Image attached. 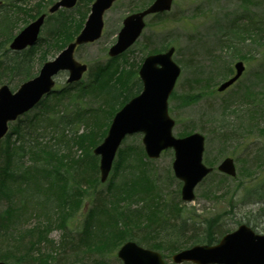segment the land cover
<instances>
[{"label":"rangeland","instance_id":"rangeland-1","mask_svg":"<svg viewBox=\"0 0 264 264\" xmlns=\"http://www.w3.org/2000/svg\"><path fill=\"white\" fill-rule=\"evenodd\" d=\"M4 1L0 13H7L4 20L11 28V39L38 11H47L54 0ZM92 1L77 0L71 8L59 7L45 17L31 47L18 53L6 44L3 47L7 50H0V56L12 63L24 58L35 76L43 62L53 59L66 45L64 38L73 35V39L80 31ZM150 2H113L103 14L101 36L74 51L75 59L88 66L80 83L69 85L67 72L57 73L54 92L9 125L4 140L10 138L12 144L17 141L14 128L20 122L38 141L50 144L55 153L67 155L68 159L51 161L52 167L66 174L67 180L52 187L47 186L46 180L32 183L36 176L30 166L40 156H14L25 166L23 170L31 180L26 183L16 173L15 177L8 173L17 165L9 164L10 156L1 158L0 217L7 222L0 221V260L5 256L7 264H121L116 257L117 246L128 239L164 252L171 264L172 252L191 245L190 240L207 230L208 222L214 226V219L221 221L224 230L236 228L240 220L264 232V0H172L169 11L145 17L141 35L128 50L120 56H108V47L116 40L123 18ZM4 33L9 34V29ZM3 38L0 42L5 41ZM168 46L175 47L173 58L181 69L168 99V111L175 124L173 134L201 132L205 135L206 164L215 166L229 155L237 167V177L233 179L215 168L194 188L192 202L180 200L181 182L171 168L172 149L151 159L143 156L141 133L126 135L119 149L123 157L125 151L130 156L122 161L121 153H117L111 172L102 183L98 180L97 156L89 155L94 145L90 152L87 150L94 142L76 145L70 139L91 129L93 122L87 124L86 118L92 113L100 115L96 121L106 129L111 115L138 91L137 69L142 58ZM237 60L246 66L241 78L217 92L216 87L230 75ZM4 73L0 70V84L7 83L13 90L25 80ZM89 82L93 88L80 94V85ZM67 89L71 92L55 99V94ZM78 96L83 97L81 105L76 102ZM41 108L44 118L39 114ZM67 108L79 109L83 114L71 117L67 126L45 116L49 112L57 118ZM5 146L3 142L0 149ZM46 159L51 156L47 154ZM75 166L79 173L74 172ZM257 175V181L263 178L260 183L248 185ZM30 186L38 199L31 196ZM126 187L129 188L125 195ZM148 195L151 203L147 204ZM47 202L55 207L47 208ZM183 218L185 223L180 228Z\"/></svg>","mask_w":264,"mask_h":264},{"label":"water","instance_id":"water-1","mask_svg":"<svg viewBox=\"0 0 264 264\" xmlns=\"http://www.w3.org/2000/svg\"><path fill=\"white\" fill-rule=\"evenodd\" d=\"M112 1L114 0H94L82 30L53 60L43 63L37 76L23 81L15 91H11L6 84L0 85V139L7 132L9 121L29 110L42 96L52 90L53 76L56 72L67 70L68 82L77 81L82 76L87 65L75 60L73 51L76 45L94 41L100 36L102 14ZM75 2L76 0H58L48 10L52 13L59 7L69 8ZM171 5V0H154L148 8L129 14L123 20L117 41L108 48V54L111 56L120 54L137 39L144 25V15L168 10ZM44 16L42 13L22 28L11 40L10 47L21 50L33 44ZM173 51L174 48L171 47L163 54H153L144 58L138 70L143 82L142 91L113 115L102 143L92 150L99 155L100 181L103 182L110 172L114 153L125 133L143 132L144 147L150 157H157L161 150L173 147L175 159L172 168L175 176L184 181L181 187L182 198L190 201L194 196L193 187L211 168L205 167L202 163L201 155L204 148L202 134L194 132L178 138L171 134L173 120L167 113V98L180 71L171 58ZM234 67V75L220 84L217 88L219 91L239 78L244 69L242 61L236 62ZM218 166L221 171L230 175L235 173L230 157L224 158ZM172 256L174 263L190 260L198 264H264V235L256 234L246 225H240L233 232L226 233L215 245L196 244ZM117 257L122 260V264H165L157 251L138 246L131 240L119 247ZM0 264L5 263L0 261Z\"/></svg>","mask_w":264,"mask_h":264},{"label":"trees","instance_id":"trees-1","mask_svg":"<svg viewBox=\"0 0 264 264\" xmlns=\"http://www.w3.org/2000/svg\"><path fill=\"white\" fill-rule=\"evenodd\" d=\"M52 1V0H50ZM2 5H0V10L2 9ZM42 11H44L43 9L41 11H38L36 13V15H39ZM1 12V11H0ZM5 16H7V13H0V37H4L3 42H0V50H2L3 48H5V50H7L6 47H3V46H6V44L9 42V35H11L10 33V30L11 28L9 27V24L8 22L6 23L5 22ZM58 28V26L55 28V30ZM80 28V27H79ZM7 29H9V34L5 33L7 31ZM52 31V29H51ZM77 31V30H75ZM53 33V31L51 32V34ZM73 36V35H72ZM72 36H67L64 38V43H67L69 42L71 39H72ZM2 39V38H1ZM9 39V40H8ZM63 43V44H64ZM62 44V45H63ZM4 51V50H3ZM21 58H17V59H14V60H17L15 61L14 63H12L13 61H7L6 58H3L2 56H0V70H2L3 72H5L4 74L8 75V77H10L9 75H13L14 77L17 76L18 80L19 81H22L23 79H26V78H29L32 76V73H30V65H29V62H24V58L21 59ZM232 70H230L231 72ZM10 79H8L7 81L9 82ZM71 85V84H70ZM92 85L91 82L87 83V84H81L80 85V94H85L86 92H88V87H92L90 86ZM139 87H140V82H139ZM93 88V87H92ZM62 92V91H60ZM58 92L57 94H55V99L56 98H61L62 96H66L68 92H71V90L67 89L65 91H63L62 93ZM66 94V95H65ZM49 97V96H48ZM63 98V97H62ZM83 97H80L78 96V98L76 99V102L81 105L82 103V100ZM185 100V99H184ZM82 107V106H81ZM44 109L41 108V112L39 114L42 115V117L44 118V112H43ZM70 109L67 108V111H64L63 114L57 118H54L53 116L50 115L49 112L46 113V117L47 118H51L53 119V121L55 120V123H62V124H65L66 126L71 123V117H78L81 116L83 113H79V109L78 110H73V111H69ZM105 112V110H103ZM102 112V113H104ZM97 116H100V115H97L96 113H92L89 117V119L86 118L87 121V124L92 121L93 122V125L90 127L91 129L89 131H84L83 133H79L78 135L77 134H74L70 139H74V144L76 145H80V144H87V143H91V142H94V143H91L87 150L90 152V147L91 145H95L97 143H99L101 140H102V136L105 134L106 132V129L103 130V128H100L98 125L99 123L96 121V117ZM105 116V115H104ZM107 117V116H105ZM85 118V115L82 116V119ZM18 125L15 126V130H16V136H17V141H15L14 144H12L11 142V139L9 138L8 140H4L3 139V142H6V146L3 148V149H0V160L1 158H7L10 156V160H9V164L11 166H14L15 164H17L15 167H12L11 170L9 171L8 170V173L13 174V176L15 177L16 175H14L15 173L21 177L22 179V182L26 183L27 180L31 182V180H29V178L26 176V173L25 171L23 170L25 168L24 164L22 162H18L17 161V158L14 157V156H23L25 155V153H29L31 157H35L36 155L37 156H40L38 157L39 161H36L35 163L31 164L30 167H32L34 173H35V176L33 179L35 180H32V183H38V180H40L39 182L41 181H44L46 180V184L47 186H49V184L52 186V187H56V185L58 184L59 185V182H63L64 180H66V174L64 173H61L60 170L56 169V168H53L52 167V162H62L63 159H68L67 155H59V153H55L54 149L52 148V146L50 144H46V143H43L42 141H38L37 138L34 137L33 133H30L29 131L27 130H24V126L23 123L20 124L17 123ZM20 125H21V128H20ZM64 125V126H65ZM25 126H27L28 128L30 127L28 124H25ZM24 130V131H23ZM6 137V136H5ZM1 140H0V146L1 144L3 143ZM48 146V147H47ZM47 147V148H46ZM59 149V147L57 148ZM52 152V153H51ZM118 153H121L120 154V159L122 161H124V157L125 156H130V152L128 151H125V156L123 157V153L121 150H119ZM47 154L49 156H51V159L46 161V156ZM52 154H55L52 156ZM90 156H93L94 154L91 153L89 154ZM3 161V160H2ZM52 161V162H51ZM57 162V163H58ZM74 172L76 173H79L77 172L79 167L78 166H75L74 167ZM70 170H72V168H70ZM24 171V176L21 175V173ZM73 172V170H72ZM49 174V175H48ZM42 175L43 178H39V176ZM48 175L47 178H45L46 176ZM26 178V179H25ZM80 178H83L82 176ZM60 179V180H59ZM59 181V182H58ZM58 182V183H57ZM29 188V187H28ZM129 187H126L123 189V193L126 195L127 190ZM29 192L31 194V196H33V199L36 200L37 196L35 195V190H32L31 189V186L29 188ZM53 198V197H50V199ZM49 199V200H50ZM148 203H151L150 199H149V195L148 197L146 198L145 200ZM60 202H61V199H60ZM58 202V203H60ZM157 203V202H156ZM48 204L49 208L51 209V206L52 208H54V204L51 205L49 204L48 202L46 203ZM45 204V205H46ZM59 205V204H57ZM0 221L4 223L7 221V219H5L4 217H0ZM185 219L183 218L182 220V225H180V228L183 227V224L185 223L184 222ZM0 222V223H1ZM208 224V228L207 230L203 233V235L201 237H194V240L193 242H211L212 240H216V238H218L220 235H222L224 233V229L220 226V224L216 225L217 224V221H215L213 224L214 226H212L209 222L207 223ZM216 225V226H215ZM211 227H215V228H212ZM194 230L196 228H193ZM192 229V230H193ZM215 233V235H214ZM31 257V259H33V255H29ZM2 260L5 261V263L7 262V258L5 256L1 257ZM23 258V255L22 257H20V259ZM7 264V263H6Z\"/></svg>","mask_w":264,"mask_h":264}]
</instances>
